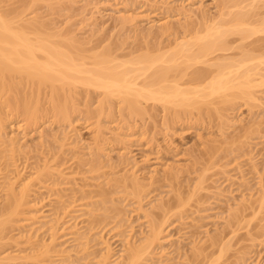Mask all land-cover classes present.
I'll list each match as a JSON object with an SVG mask.
<instances>
[{
  "label": "rangeland",
  "instance_id": "obj_1",
  "mask_svg": "<svg viewBox=\"0 0 264 264\" xmlns=\"http://www.w3.org/2000/svg\"><path fill=\"white\" fill-rule=\"evenodd\" d=\"M0 11L20 12L21 21L40 23L44 34L71 41L88 67L89 56L107 50L120 71L139 69V56L169 59L175 44L221 31L217 50L187 69L188 76L192 70L224 67L237 85L244 73L251 81L246 89L247 78L241 83L250 97L235 91L229 105L213 103L200 112L194 105L175 119L159 104L140 99L145 113L123 121L112 99L110 116L100 119V139H94L95 117L86 116L100 98L92 89L76 90L69 121L42 114L28 136L18 129L19 121L8 123L14 147L27 151L26 160L19 161L22 170L28 165L23 176L49 163L55 183L35 181L38 214L45 221H36L30 232L22 229L21 237L30 236L23 239L14 225L8 228L12 233L2 232L0 264H46L49 257L54 264H101L106 247L109 258L103 264H124L129 247L144 244L153 223L161 226L159 241L141 264H264V0H0ZM164 27L168 32L159 34ZM182 58L178 70L187 66ZM95 156L97 172L89 164ZM132 176L143 188L140 199L130 194ZM101 191L108 196L102 198ZM177 194L183 206L177 205ZM2 196L0 190V202ZM160 203L164 212L156 209ZM64 207L75 212L69 210L71 216L60 222L70 231L57 235L56 251L43 256L42 245L50 243L47 222ZM10 234L21 239L14 243Z\"/></svg>",
  "mask_w": 264,
  "mask_h": 264
},
{
  "label": "bare ground",
  "instance_id": "obj_2",
  "mask_svg": "<svg viewBox=\"0 0 264 264\" xmlns=\"http://www.w3.org/2000/svg\"><path fill=\"white\" fill-rule=\"evenodd\" d=\"M4 13L0 11V190H3L5 193L0 202V242L6 236L4 234L6 233L5 230L10 228L11 225H14L11 229H16L20 233L22 229L24 231L25 227L30 232V228H33V224L36 221H40V223L43 221L44 223V215L42 214L43 217L39 215L41 212L38 209L41 201L37 200L34 196L36 192V189H33L34 183L35 181L42 182L43 179L44 182L50 181L55 183V180H53L54 173L51 171L49 163H43L42 166H36V168L31 169V173H33V170L34 173H29L28 177L23 176V171L28 168V165H23L24 170H22L23 168L21 167L22 169H20L19 161L21 158L26 160L27 151L20 152L14 147L17 140L11 138L9 133L6 132L8 123L14 120L19 121L18 129L23 131L24 136H28L41 120L42 114H49L54 122L69 121L71 106H74L72 102L76 95V90L79 88L87 90V93L90 89L100 92L97 108L93 112H90V110L86 111V116L92 115L95 117L96 124L94 125H97L95 126V131L97 130L95 134L97 135H95L96 137L94 136V139L101 138V136H98L101 133L100 129H98V127L101 128L100 119L103 116H110L112 99H116L118 105H120L118 109L119 115L123 117L124 121L132 117H140L145 113V109L141 107L140 99L144 102H150L152 105L159 104L166 115L170 114V118L173 116L175 119L180 113L189 114L191 107L194 105L197 108L199 107L197 111L200 112L203 106L205 108L206 106H210L211 108L213 103V106L216 105L215 103L222 105L225 103L226 106V104H231L232 100L234 101L233 98H237L238 95L244 98L245 96H249L245 91V85L251 82H248L249 76L245 77V73L242 74L244 77L242 79L243 82L246 78L248 82H244L245 84L241 82L244 84V89L243 84L241 85L239 80V84L237 85L232 78L228 77L224 67H221L222 64L219 65L221 68L217 66V69H220L215 72H205L207 69L205 71L192 70L189 76L186 72L187 69H191L196 63H200L201 59L203 60L211 54L212 49L215 48V42L219 41L221 31L216 32L214 30V32L212 31L213 33L206 31L204 37L195 38L194 42L185 41L175 44L171 53L173 57L169 59L168 57L165 59L163 55L161 57L164 59L161 57L153 58L149 55L139 56V58L137 57V61H135L137 65H141L139 69L120 71L119 64H115V61L113 64V60L109 61L107 50L103 51L101 55L89 56L92 66L88 67L85 62H81L85 57L78 54L81 52L71 41L67 44L54 34H44L43 26L40 23L21 21L20 12L11 11V13H7L8 15ZM167 30L166 27L161 28L159 34H166ZM193 49L196 50L192 53ZM177 56L180 58L182 56L184 58V62L182 61V63L187 65L185 66L184 64L185 67L179 68L180 70H178V65L180 67V64L178 63L177 65L176 62ZM175 57H177L176 60ZM159 62L163 63L160 64L163 67H159L158 69V66H155L156 68L153 67L157 63L159 64ZM129 63L131 62L129 61ZM164 64L168 65L165 66ZM231 66L233 68L232 64L228 67L231 68ZM150 69H153L151 70L152 72ZM255 75L258 76V74ZM140 77L145 78L142 84L139 85L136 81ZM235 78L238 79V74ZM232 81L236 86L233 85ZM183 86L189 87L188 89H182ZM232 89L234 91H230ZM227 91L230 94L236 91L237 96H234L235 93L231 95L227 94ZM86 97L89 98L88 95ZM240 97L238 99H241ZM106 108H109L108 113L105 112ZM205 108L204 110H208V107ZM124 109L125 112L123 111ZM126 110H128V114H125ZM216 110L212 111L216 114L219 112ZM123 112L125 116H123L124 114L121 115ZM208 113L210 114L211 111ZM97 140L96 142H98ZM41 145L42 143L39 142V146ZM94 159H96V156ZM121 160L124 161L125 159ZM96 163L97 159L89 163L91 164V167L90 165L89 167L93 172L99 170L96 167ZM56 172L57 174L60 173ZM168 176H170L169 179L171 180L175 178L173 173L168 174ZM132 178L134 177L132 176ZM118 182L121 184V181ZM129 187L131 190L130 194L140 199L143 191L141 184L134 178L131 180ZM43 188L46 189L47 187ZM101 192H103L100 193L102 198L109 193L105 191ZM107 196L105 199L108 202ZM176 196L179 202V195L177 194ZM103 201L101 200V202ZM106 201L105 204L107 203ZM101 202L100 204H102ZM180 202L177 205L183 206L184 203ZM156 209L164 212L165 203H160L156 206ZM69 210L71 211L72 209L64 207L53 214L54 219L49 222L46 221L49 224V242L54 247L52 248L50 243L45 245L47 247H44L43 244L41 248L44 249L40 251L41 255L48 257L50 252L54 253L52 250L56 251L57 245L55 246L54 242L58 239L57 235L64 234L68 229L66 227L62 228L63 226H60V222H62L66 215L71 216L68 215L70 214ZM73 213H75L74 210L73 212L71 211L72 215ZM58 226L61 228L59 229ZM160 227L156 223L150 225L149 235L145 239V243L140 246H130L124 264L142 263L143 254L153 248L159 241V235L161 234ZM11 229L8 230L11 232ZM2 232L4 233L2 234ZM25 236L21 238L23 239ZM9 237V240H13L14 236L11 237L10 234ZM16 238L14 237V241L21 239ZM26 239L28 241V238ZM16 241L14 243H17ZM49 249L52 250L50 251ZM109 252V248L106 247L105 253L100 258L101 264L108 260ZM38 258L41 259V257ZM14 259L13 257L12 260ZM6 261H9L8 258ZM46 262V264H54L50 257L47 258ZM6 264L9 263L7 262Z\"/></svg>",
  "mask_w": 264,
  "mask_h": 264
}]
</instances>
